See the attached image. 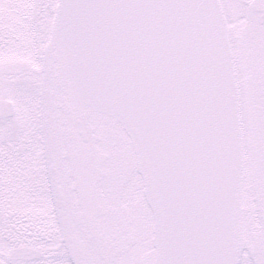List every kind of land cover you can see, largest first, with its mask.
Returning a JSON list of instances; mask_svg holds the SVG:
<instances>
[{
  "label": "snow or ice",
  "instance_id": "obj_1",
  "mask_svg": "<svg viewBox=\"0 0 264 264\" xmlns=\"http://www.w3.org/2000/svg\"><path fill=\"white\" fill-rule=\"evenodd\" d=\"M0 264H264V0H0Z\"/></svg>",
  "mask_w": 264,
  "mask_h": 264
}]
</instances>
